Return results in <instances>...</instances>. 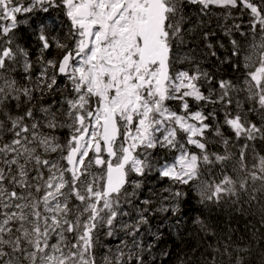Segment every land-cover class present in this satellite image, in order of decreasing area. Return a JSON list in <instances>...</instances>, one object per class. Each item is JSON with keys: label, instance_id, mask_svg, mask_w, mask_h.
Instances as JSON below:
<instances>
[{"label": "snow or ice", "instance_id": "snow-or-ice-1", "mask_svg": "<svg viewBox=\"0 0 264 264\" xmlns=\"http://www.w3.org/2000/svg\"><path fill=\"white\" fill-rule=\"evenodd\" d=\"M0 264H264V0H0Z\"/></svg>", "mask_w": 264, "mask_h": 264}, {"label": "trees", "instance_id": "trees-1", "mask_svg": "<svg viewBox=\"0 0 264 264\" xmlns=\"http://www.w3.org/2000/svg\"><path fill=\"white\" fill-rule=\"evenodd\" d=\"M215 24V21H213V25ZM159 186V185H157ZM164 186H167L166 183ZM186 211L188 212V216L185 218L186 220L189 219L190 217H193L195 215H198V213L194 210V205L192 203H189L186 207ZM213 222L215 224H218L221 228H223L225 226L226 223H231L232 227H243V223L242 221L240 223H232L230 221L227 220L226 217H217L215 214L213 215ZM168 239V238H166ZM186 240H192L191 236H185ZM173 241L175 242V244H180L181 247H185V245L181 244V241L178 237H176L175 235H173L170 239H168V247L173 248ZM174 251L179 252L180 248H174Z\"/></svg>", "mask_w": 264, "mask_h": 264}]
</instances>
